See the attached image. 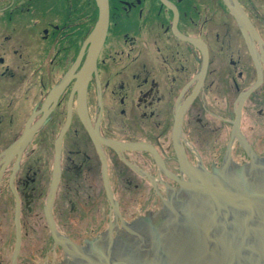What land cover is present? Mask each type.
Masks as SVG:
<instances>
[{
  "label": "flooded vegetation",
  "instance_id": "af4514ba",
  "mask_svg": "<svg viewBox=\"0 0 264 264\" xmlns=\"http://www.w3.org/2000/svg\"><path fill=\"white\" fill-rule=\"evenodd\" d=\"M104 2L0 0V264L264 160V0Z\"/></svg>",
  "mask_w": 264,
  "mask_h": 264
},
{
  "label": "water",
  "instance_id": "95a60500",
  "mask_svg": "<svg viewBox=\"0 0 264 264\" xmlns=\"http://www.w3.org/2000/svg\"><path fill=\"white\" fill-rule=\"evenodd\" d=\"M67 253L61 264H264V160L193 173L163 210Z\"/></svg>",
  "mask_w": 264,
  "mask_h": 264
}]
</instances>
